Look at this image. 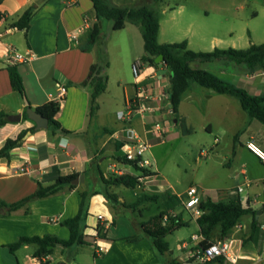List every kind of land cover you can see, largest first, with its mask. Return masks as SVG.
Instances as JSON below:
<instances>
[{
	"label": "crops",
	"instance_id": "crops-1",
	"mask_svg": "<svg viewBox=\"0 0 264 264\" xmlns=\"http://www.w3.org/2000/svg\"><path fill=\"white\" fill-rule=\"evenodd\" d=\"M111 1L117 6H127L135 0ZM244 1L247 3L250 0ZM256 2L261 7V12L264 13V0H256ZM31 5H35L36 9L25 36L24 32L13 27L12 23ZM182 10L183 6H179L178 12ZM257 16V12L252 13V17L256 18ZM95 21V13L90 0H0V112L6 115L17 113L21 115L19 121H7L0 126V147L7 139L15 138L21 131L34 127V131L29 134L28 132L25 133L21 144L10 152L9 159H0V201L7 204L14 203L34 193L38 184L48 186L59 176L72 173L81 174L89 168L91 160L100 153L104 154L98 157V161L103 163L109 157L107 154L119 150L124 151L126 144L136 140L148 142L155 140V138L159 139V135H154L155 124L162 123L161 135H166L176 126V120L173 119L166 95L169 74H162L159 78L157 71L163 69L164 66L153 67L141 61L145 53L139 51V46L135 47V37L142 38L139 27L125 23L123 29L119 30H126L127 32L126 39L121 44L125 55V60L122 63L126 64L127 67L130 64L139 63L140 74L137 78H133L131 84H128L129 80L124 78L122 74L109 75L107 81L112 78L118 86H122L125 107H128L137 96L145 95L147 97L146 108L142 114L136 113L132 117L137 118V126L131 123L132 119L125 126L117 129L96 126L91 130L93 122L98 120L101 115V103H103L101 97L108 91L106 82L104 92L96 98L97 109L95 114L89 117V93L91 89L89 85L80 87L78 84L86 78L90 66L95 61L94 49L89 52L81 50L87 42L89 28ZM105 22V20L100 21L101 29H103L104 24H107ZM176 32H180V29L175 28ZM181 32V35L173 34L177 40H169V42L161 40L164 31H162L159 20L158 43H175L186 40L187 48L192 51H209L216 47L221 48L218 44L221 41H226L227 47L234 49H246L254 44L250 31H247L245 38L243 36L234 37L233 34H230L226 40L214 33L210 34L209 48H192L191 41L184 38L185 34L182 30ZM10 48L18 54L28 53L27 61L15 62L14 64L21 75L25 98L31 111H35L37 107L47 102L55 101L58 87L66 88L63 101L54 119L71 134L53 133L48 126L36 129V123L33 119L23 117V113H26L27 110L24 98L13 90L9 83L7 66L11 64L9 60L11 57ZM190 66L194 69L208 71L237 87L245 89L251 95L264 94V67L248 69L244 65L230 61L193 62ZM108 70L109 67L105 70L106 75ZM194 84L189 85L178 106V116L188 125L189 128H186L189 132L192 125L190 120L200 114L198 106L203 94L208 99H214L223 104V107L216 112L221 125L217 129L218 134L230 131L232 137L239 140L237 133L244 127L245 132H242V137L246 136L245 141L252 140L264 150L263 127L257 121L247 117L234 97L232 98L235 100L231 99V96L217 94L206 88H204V93H201ZM237 106L241 111H238ZM203 128L209 133L213 131L210 122H205ZM245 141L241 142V145L244 146ZM232 154L235 155L233 144ZM225 164L230 165V160H226ZM260 164L261 167L242 166L233 175V180L236 181L234 188H221L213 191L212 195L201 194L204 199L210 198L213 201H226L230 197L237 196L243 207H248L255 212L256 225H251L252 216L247 214L231 229L226 238L221 239L229 243L230 253L235 262L231 263L221 257L208 262H200L193 253L194 251L190 253L186 243L182 242L181 249L185 252L184 260H170L169 264H264V165L261 162ZM123 165L125 168L130 169L131 167L126 164ZM126 170L128 174L140 177L139 185L135 188H141L142 191L148 188V194L169 193L167 190L162 192L154 190V180L158 175L157 170H150L152 176H142L140 172ZM116 172L121 175L120 170ZM244 179L251 181L250 186L245 188L243 195H241L242 192L235 193V188L241 185ZM84 182L88 187L90 182H86L85 178ZM74 186V188L65 186L53 195L34 199L22 208L0 217V264L32 263L34 252L37 249L36 245H23L14 252L8 249L7 245L14 243L19 237L48 235L67 239L68 230L61 226L60 222L77 213L78 193L87 189H80L78 185ZM231 189L234 190L228 194L224 192ZM137 195L135 194V197ZM171 195L179 199L181 194ZM117 198L124 203V200ZM260 210L262 212L257 216V211ZM98 215L103 216L111 222V225H114L116 215L113 214L109 204L100 194L93 195L89 200L88 216L85 221L87 228L84 230L87 240L90 241L89 239L93 238L96 243L101 240L97 236L96 227H102L97 220ZM188 222L194 223L197 233H200L195 220ZM109 230L110 227L104 228L103 240H110L108 239L110 237ZM110 238L112 242L122 240L135 242L141 238V234L129 237L117 235ZM217 239H219L218 228L214 230L210 241ZM105 244L108 247L109 244ZM54 249L47 256L50 264H59V261L70 264L64 260L62 249H60V259L56 262L55 260L52 261L51 255ZM142 260L134 259L132 262L134 264H156V259L151 260V262ZM104 264H121V262L111 260Z\"/></svg>",
	"mask_w": 264,
	"mask_h": 264
},
{
	"label": "rangeland",
	"instance_id": "rangeland-1",
	"mask_svg": "<svg viewBox=\"0 0 264 264\" xmlns=\"http://www.w3.org/2000/svg\"><path fill=\"white\" fill-rule=\"evenodd\" d=\"M140 4L144 3L135 0L127 6ZM179 6H183L181 12H178ZM153 7L160 15V24L162 31H164L161 40L167 42L177 40L173 34L181 35L182 30L185 34L184 38L191 41L192 48H209L210 34L214 33L218 34L217 36L221 39L226 40L230 34H233L234 37L243 36L245 38L247 31H250L254 44L264 43V13L261 12V7L256 0H250L247 3L244 0H160ZM253 12L258 13L256 18L252 17ZM105 23L107 24H104L102 32L109 67L107 76L122 74L124 78L129 80L128 84H131L134 78L132 64L127 67L126 64L122 63L125 60V55L121 44L125 41L127 32L126 30L113 31L109 28L111 22L106 21ZM170 25L171 27H169ZM175 28L180 29V32L175 33ZM210 31L215 32L211 33ZM142 43V38L135 37V47L139 46L141 53H143ZM218 44L221 46L220 49L229 48L226 41H221ZM238 46L241 45L238 44ZM107 84L108 91L101 97L103 102L101 103V115L98 120L93 122L91 130L96 126L117 129L127 124V122L117 118L118 112L126 110L122 96V86H118L112 78L107 81ZM194 85L199 89L198 91L204 93V88ZM202 96L203 98L198 106L200 114L194 115L195 117L190 120L192 124L190 132L183 133L182 123L179 122L166 135L162 134L159 139L155 138V140L148 141L151 146L143 158L148 159L152 165L147 168L148 170H157L158 172L154 180V190L159 192L167 190L170 194L178 193L182 195L190 186H194L200 195H212L213 191L221 188H234L236 181L233 180V175L242 166L253 165L259 167L261 165L260 161L246 149L245 145H241V142L245 141L246 138L245 135L242 137V132H245L244 127L237 133L239 140L233 138L230 131L222 134L217 133V129L221 125L216 112L223 107V104L214 99H208L206 95L202 94ZM231 99L234 98L231 97ZM238 111H241L239 107ZM132 119L131 123L137 126V118ZM205 122L212 124V132L209 133L204 130L203 125ZM238 123L241 124V122ZM257 123L259 122L257 121ZM161 124L159 123L160 127L163 126ZM259 124L264 129V126L261 123ZM183 125L188 127L185 123ZM214 140H217V142H214ZM232 144L235 147V155L232 154ZM102 154L104 153H100L95 158L98 165L101 163L98 161V157ZM107 155L109 157L100 166L106 178L111 175L113 177L120 175L116 172L117 170H120L121 174H128L126 169L131 172H138L132 167L130 169L124 167L123 150L114 151ZM226 160H230V165L225 164ZM85 181L88 182L86 178ZM78 187L85 189L89 186L87 187L83 182L79 183ZM148 190V188L142 191L141 188L131 189L123 186L109 188V191L124 200V203L134 202L138 195L148 194ZM233 190L224 192L228 194ZM135 194L138 195L135 197ZM243 194L244 192L241 193V195ZM163 209L165 207L162 202H146L133 212L126 211L125 214L116 215L115 223L110 226L108 234L110 237L136 235L137 232L131 224V219H134L136 223H140L158 214ZM167 213L180 215L186 221L193 220L179 204L173 209H169ZM195 233H197L195 224L189 223L188 226L167 235L165 241L169 250L162 255L156 253L151 248L147 238L141 236L135 242L123 240L112 242L109 237L110 240L108 241L101 239L96 243L93 238H90L92 245H76L71 249L56 246L51 256L52 261H58L61 256L60 249H62L64 260L70 264H104L111 260L120 261L121 264H134L132 262L134 259H143L144 262H151V260L156 259V264H169L170 260H184L185 252L181 249L182 242L186 243L190 253L193 251L195 253L199 249L198 245L191 241V235ZM97 236L100 238L101 234H97ZM105 243L109 244L108 247ZM95 244L107 248V251L98 256L94 255ZM46 264H50V261L47 260Z\"/></svg>",
	"mask_w": 264,
	"mask_h": 264
},
{
	"label": "trees",
	"instance_id": "trees-1",
	"mask_svg": "<svg viewBox=\"0 0 264 264\" xmlns=\"http://www.w3.org/2000/svg\"><path fill=\"white\" fill-rule=\"evenodd\" d=\"M90 1L96 21L89 28L87 42L81 50L89 52L94 49L95 61L90 66L86 78L78 84L80 87L90 86L89 117L95 114L97 109L96 98L104 92L107 82V75L105 73V70L108 68L107 54L104 34L101 26H99L100 21L106 20L111 22V29L113 31L123 29L125 23L138 26L145 53L141 61L153 67H158L159 65L169 67L170 73L166 89L167 101L173 119L176 120L175 125L177 126L181 122L183 133L189 132V130L184 127V121L178 116V106L182 95L191 83H195L202 88L211 89L217 94L234 97L238 101L241 110L249 119L257 120L264 126V94L251 95L245 89L237 87L233 83L223 80L208 71L194 69L190 66L193 62L230 61L244 65L248 69L264 67V43L259 45L253 44L246 49H234L231 47L225 49L214 48L209 52L188 49L186 40L160 44L157 40L160 15L153 7L160 0H140L144 4L137 6H117L111 0ZM35 9L36 6L31 5L12 23V26L23 31L25 36ZM157 56H162V63L157 64L154 62ZM7 72L11 88L25 99L24 86L17 66L15 64L8 65ZM26 108H29L27 101ZM59 108L60 105L57 102L50 101L37 107L35 112L47 119V126L52 129L53 133L69 135L71 132L62 128L54 119ZM6 117L5 113L0 112V126L7 123ZM23 117L27 118L25 112L23 113ZM33 131L34 127H30L21 131L15 138L7 139L0 147V159H9L10 152L21 144L25 133H32ZM95 160L93 158L89 164V168L83 172L84 178L90 184L87 189L78 193L77 213L73 217L66 218L60 222V225L68 230L67 239L48 235L43 237L23 236L19 237L14 243L7 245L11 252L16 251L23 245L34 244L37 246L34 257H47L56 246L70 248L82 244L92 245L91 241H88L84 235V230L87 228L85 221L88 216L89 200L96 194L103 196L114 215L125 214L126 211L133 212L137 207L146 202H162L165 209L161 210L158 214L140 223H136L134 219H131V224L137 234H141L142 237L147 238L151 248L156 253L162 255L169 250L165 237L177 229L188 226L189 223L188 221H183L180 215L167 213L169 209H173L178 204L180 205V200L169 193H143L132 203L120 202L117 196L109 191V188L123 186L133 189L139 185L140 177L121 174L114 177L111 175L109 178H106ZM123 160L125 161L124 164L131 166L134 170L140 172L142 176L153 175L150 170L141 169L134 162L126 161L124 158ZM79 175V173H72L66 176H59L48 186L38 184L34 193L14 203L7 204L0 201V217L22 208L34 199L53 195L65 186L74 188L75 186L71 184V181ZM200 208L203 210V214L195 222L200 234L204 237V241L200 243L201 246L210 241L216 228H218V238H226L231 229L247 214H251L252 216L251 225H256L255 212L248 207H243L237 196L230 197L226 201H213L210 198H206L201 202ZM164 217L165 219L163 220ZM96 231L97 234H101L100 238L103 239L104 229L97 226Z\"/></svg>",
	"mask_w": 264,
	"mask_h": 264
},
{
	"label": "built area",
	"instance_id": "built-area-1",
	"mask_svg": "<svg viewBox=\"0 0 264 264\" xmlns=\"http://www.w3.org/2000/svg\"><path fill=\"white\" fill-rule=\"evenodd\" d=\"M74 37V36H73ZM10 53V63L14 64L15 62H25L28 59V53L18 54L12 48L9 49ZM165 68V67H164ZM132 74L134 78H137L140 74L139 63L132 64ZM162 75V74H161ZM161 75H158L160 78ZM66 88L61 86L57 89V97L55 102L59 105L63 101ZM147 97L145 95L137 96L133 99V102L126 107L125 111H120L117 113V118L124 122H130L132 117L136 113L142 114L145 110V101ZM155 134H160V126L158 124L154 125ZM150 143L144 140H136L133 143L126 144L124 146L123 158L126 161L134 162L135 165L141 169H147L151 167V163L148 159H144V154L149 150ZM246 149L251 152L263 165H264V150L258 147L252 140L245 142ZM113 172V170H111ZM264 181V179H263ZM251 181L244 179V182L235 188V193L239 194L249 187ZM180 205L182 208L189 214V216L196 220L203 214V210L200 208L201 202L204 200L203 196L199 194V191L194 187L190 186L184 194L179 197ZM165 219V217L163 218ZM97 220L102 225L103 229L111 226V222L105 219L103 216L98 215ZM191 241L198 245L199 249L195 251V256L200 262H208L217 258H224L225 260L234 263L235 259L230 253V246L226 240L217 239L214 241H208L204 246H201L200 243L204 241V237L200 233H195L191 235ZM94 254L96 256L105 253L107 250L105 247L95 244ZM47 257H33L31 264H46Z\"/></svg>",
	"mask_w": 264,
	"mask_h": 264
},
{
	"label": "water",
	"instance_id": "water-1",
	"mask_svg": "<svg viewBox=\"0 0 264 264\" xmlns=\"http://www.w3.org/2000/svg\"><path fill=\"white\" fill-rule=\"evenodd\" d=\"M99 26H101V24L99 23ZM154 62L159 64V63H162V56H157L155 59H154ZM170 73V69L169 67H165L163 69H159L157 71V74L158 75H161V74H169ZM24 102L26 103V100L24 99ZM26 114H27V117L33 119L36 123V126L35 128L36 129H39L41 127H46L47 126V119L45 117H43L42 115H40L39 113L35 112V111H31L30 108H27L26 110ZM21 118V115L19 113L17 114H14V115H7L6 119L7 121H10V122H17L19 121ZM175 122V121H174ZM30 132H28L29 134ZM84 182V174L81 173L78 177L74 178L72 181H71V184L72 185H78L79 183H83ZM261 210L260 211H257V216L259 214H261ZM59 264H66L65 262H60Z\"/></svg>",
	"mask_w": 264,
	"mask_h": 264
}]
</instances>
